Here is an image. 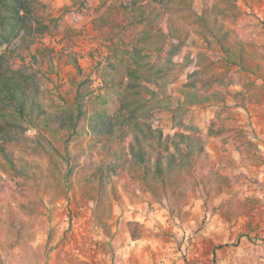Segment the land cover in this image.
<instances>
[{
	"label": "trees",
	"instance_id": "1",
	"mask_svg": "<svg viewBox=\"0 0 264 264\" xmlns=\"http://www.w3.org/2000/svg\"><path fill=\"white\" fill-rule=\"evenodd\" d=\"M38 5L37 0H0V156L5 166L23 179L17 183L19 189L30 191L27 182L37 181L41 167L20 165L16 148L23 149L31 142L32 149L46 153L52 166L57 167L54 158L60 153L52 140L58 136H64L67 144L71 139L88 136L90 148L105 154V164L96 169L90 180L99 194L106 190L107 177L114 176L124 179L126 192L136 195L133 185L138 183L142 191L159 197L157 189L168 194L179 177H183L182 185L186 183L185 169H198L196 187L212 189L209 186L213 169L203 171L212 163L205 152L206 143L198 138L200 130L186 120V113L195 105L218 103L220 94L201 97L199 93L210 91L220 79L204 78L199 60L183 54L188 35L176 14H187L185 18L192 19L189 24L198 34L209 42L214 38L226 61L240 66L243 53L229 43V34L222 32L224 25L218 17H212L217 5H209V0H131L123 6L122 21L142 29L130 45L120 40L110 47L101 74L100 93L91 90V80L82 78L74 83L72 102L63 99L55 107L42 97L38 72L24 65L15 67L9 61L16 54L18 42L19 48L25 49L34 44V25L42 26L37 18ZM6 50L11 51L10 56ZM191 68L198 71L188 79L195 76L196 83L185 86L187 91L173 90L169 95L168 78L177 69L183 72ZM172 103L178 105L175 110ZM161 114L166 115L175 135H166L159 126L156 117ZM152 122L157 127L153 128ZM218 123L221 127L213 131ZM223 123L216 114L209 121L210 135L220 137L224 133ZM31 130L38 135L28 139L25 134ZM74 168L70 167L65 175L72 187ZM9 187L0 183V195L11 190ZM127 225L132 240H139L141 224L132 221ZM10 226H16L14 220ZM3 233L0 217V235Z\"/></svg>",
	"mask_w": 264,
	"mask_h": 264
},
{
	"label": "rangeland",
	"instance_id": "2",
	"mask_svg": "<svg viewBox=\"0 0 264 264\" xmlns=\"http://www.w3.org/2000/svg\"><path fill=\"white\" fill-rule=\"evenodd\" d=\"M38 1V13L37 18L42 26L34 25L33 38L34 44L28 49L24 46L19 48L20 42L17 43L16 54L13 53L10 56L11 51L6 50L7 56H10V62L13 66L19 67L21 65L29 67L32 71L38 72L40 77V83L42 89H44L45 83L53 84L51 90H43L42 97L44 100L52 106L61 102L63 99L67 102H72L75 95L74 83L80 81V79L92 80V76L96 77V80L101 81L102 70L105 65V60L109 55L110 47L120 40H123L125 44L130 45L131 41L136 37L142 27L129 26L125 21H122L121 15L123 14L124 5H128L131 0H37ZM144 1V0H141ZM63 4L62 7H58ZM209 5H217L218 9H213L212 17L217 16L218 21L224 25L222 32H228L229 43L233 45L237 51L243 53V61L240 66L231 65L226 61V56L222 52L214 38H210L211 42L206 41L195 29L189 24L192 21L187 17V14L178 13L176 19L180 25H182L187 32V45L183 49L184 55H190L199 60L202 67L204 78H219V83L215 86H223L225 88L230 87L234 80L247 79L249 82L245 85L244 92L227 93V95L220 96L217 102H211L206 105H195L188 109L186 113V120L194 123L198 126L200 132L204 129L209 130V121L214 119L216 114H219L223 119V116L229 109L226 107V103L229 99L239 100L242 103L238 106H243V102L250 104V107L246 109L248 111L249 123L246 125L251 128V134L257 139V143H261L260 136H264V87H257V80H264V67L261 66L260 61L264 60V43H258L255 41H249L242 28L239 26L252 28L253 32L257 29L264 30V22H260L256 25L247 24L250 19H256L259 15H264V0H242V6H238L237 0H209ZM186 15V16H185ZM82 21H90L88 30L84 32L73 31L70 24H78ZM123 23L122 27L119 26ZM60 38V39H58ZM45 40L56 41L57 44H63L64 47H52L44 43ZM119 43V42H118ZM95 45V47H93ZM13 48V47H11ZM243 49V50H242ZM2 51V50H1ZM23 57L24 60H21ZM85 61V64H81L80 61ZM82 71L81 75L79 74ZM215 73V75H212ZM55 80V83L53 81ZM64 80L68 81L70 87H66ZM227 81V84L225 83ZM91 90L94 93H100V88ZM225 105V106H222ZM55 107V106H53ZM55 110V108H54ZM165 117L159 120V126L164 130V133L170 134L175 131L171 129V123ZM241 118L239 116L229 117L228 120H224L223 125L229 122L238 123ZM253 124L255 127H253ZM34 131V130H31ZM36 132V131H35ZM229 132H234L232 129H226L224 127V133L221 136H225ZM167 134V135H168ZM172 135V134H171ZM210 137H215L210 135ZM220 136V137H221ZM219 138V137H216ZM235 139H239V135H234ZM66 138L58 136L56 140H52L55 147L60 153V149L63 148L65 153V163H68V149ZM77 148L82 149L76 155L74 161L68 167L66 173L61 177L65 195L72 193L73 198L69 201L67 209L62 208L58 211L61 222L64 217H67L69 223V230L63 233V237L60 243L57 245L61 252L65 248L68 252L65 256L71 255L73 252L79 251L84 257L83 261L79 264H117V260L120 259L117 255V248L113 241L119 238V247L125 249L127 255V264H141L144 261L145 256L151 264H157L160 259L159 252H153L150 247L146 246V241L152 239L162 240L165 244L175 241L176 237L171 228L161 229L159 233H153L150 229L142 226V234L139 240H132L128 222H138L140 219H147V217L153 212L157 211V205L159 209L164 207L163 200L171 197L176 198L175 207L176 211H170L169 220L173 217L180 220L181 225L187 224L190 220L194 219L191 209L187 212H183L184 208H188L190 204V198L186 195L182 185V178H178L177 182L170 189L168 194L163 193L161 189H157L159 197L153 196L151 193V201L145 202L141 197L126 192L124 187L125 181L119 177H107L108 172L105 169V175L107 177L106 190L103 194L98 193L96 185L90 182L93 179V174L96 169L105 164L106 159L104 153L101 150H94L90 148L91 140L88 136L83 138H76ZM87 142L86 149H83V145ZM206 143V147L214 154L213 160L210 156L211 164L203 171H208L211 167L213 169L212 184L217 176V163L227 161L228 167L234 173H240L236 179L242 186H247L249 191L258 192L264 190V185H261L254 175L246 176L240 172V165L229 159V153L226 148L223 147L227 144V140L221 141L220 144ZM32 143L30 142L25 148H16L17 155L19 151L20 165L35 164L39 165L40 172L37 174V181H28L30 191L34 188L39 192L42 188L47 189L48 185L45 184L46 179L53 178L50 168H55L51 164V159L47 157L46 153L32 149ZM250 148H255L256 145H249ZM259 155L258 152L255 153ZM25 156L34 157L35 159L30 163ZM60 154H58V157ZM94 156L98 159V163L94 161ZM5 160L0 156V173L8 176L10 181H23L22 178L13 174V172L5 166ZM70 167L74 168V174L72 176L73 187L65 180V175L68 173ZM45 171H49L48 177L45 176ZM194 174L199 178L198 169L193 170ZM0 183L10 184L0 178ZM16 183V188L19 186ZM57 187H59V182ZM134 185H138L135 183ZM139 186V185H138ZM111 190V201L108 200V189ZM196 187V186H195ZM228 199L225 204L220 205L219 208H213V214L221 215L223 219L230 222L233 218V207L238 192L234 191L231 185H228ZM11 190L1 194L0 196V217L1 226L5 231L4 215L6 211V196ZM123 190L124 195L127 197V204L120 195V190ZM201 191V196L205 198V206L211 202L210 197L212 195V189L204 190L199 185L196 187ZM77 192L79 193V199H76ZM144 192V191H143ZM208 192V193H207ZM148 193V192H146ZM163 193V195L161 194ZM171 194V197L169 196ZM89 202L94 203L95 207L92 209V219L87 218V205ZM113 205L120 210V216L112 214ZM146 205V206H145ZM132 219L125 217V212L131 209ZM227 206L228 212L223 211ZM21 210L24 211V205H20ZM143 214V215H141ZM246 214L248 217V232L249 234L255 233V238L249 235V242L255 244L257 240H261L264 229L261 225L264 224V201L252 200L249 201L246 206ZM14 220L16 226L12 228L10 226L11 221ZM83 222L91 227V230L97 235H102L104 239L96 240L91 235L84 236L79 232H74L72 227L74 224H80ZM7 226L15 233V244L9 245L7 253L8 259L16 261L17 264H24L28 259L31 252L28 237L26 235L25 226L20 223L17 226V221L14 216L9 213ZM115 227L117 232L112 233L111 229ZM159 227V225H157ZM16 228V229H15ZM202 229H198L193 232L187 239L188 254L182 257L184 264H217L215 257L219 250L220 252H226L228 245L220 243L219 247L213 244L212 241L207 240L201 235ZM231 238V237H230ZM131 240L133 243L140 242L137 245L140 248L139 252L133 250L131 254L127 253L126 245ZM240 237H236L237 245L239 244ZM51 241V235L49 237ZM235 246V245H234ZM13 247H19L20 253L17 255L11 254ZM180 245H177L179 251ZM212 256L213 259L209 262L208 257ZM45 261L48 260L47 252H45ZM57 264L62 259L61 255L57 254ZM71 264V262H69Z\"/></svg>",
	"mask_w": 264,
	"mask_h": 264
},
{
	"label": "clouds",
	"instance_id": "3",
	"mask_svg": "<svg viewBox=\"0 0 264 264\" xmlns=\"http://www.w3.org/2000/svg\"><path fill=\"white\" fill-rule=\"evenodd\" d=\"M238 6H242V0H237ZM63 4L58 7H62ZM260 22H264V15H259L256 19H250L247 24L256 25ZM90 21H82L78 24H70L69 27L73 31L84 32L88 30V25ZM242 28L247 39L249 41H255L258 43H264V30L257 29L253 32L252 28L245 27L244 25L239 26ZM60 39V38H58ZM46 45L52 47L63 48V44H57L56 41L45 40ZM95 47V45H93ZM195 57L193 56V59ZM80 63L83 65L85 61L81 60ZM261 66L264 67V60L260 61ZM198 70L196 68L187 69L181 72L179 69L173 72V74L167 80L166 91L169 95H172L173 90L187 91L185 86L196 83L197 77H193L189 80L188 77L192 76ZM212 75H215L213 73ZM211 78V77H209ZM94 83L92 84V89L95 90L102 87L99 80H96L95 76H92ZM249 81L247 79L234 80L230 87L223 86H213L208 92L201 91L199 95L201 97H213L216 94L221 96L227 95V93L244 92L245 85ZM55 83V80L53 81ZM65 86L70 87L67 80H64ZM227 84V81H225ZM257 87H264V80L256 81ZM197 87H200L197 84ZM53 84L45 83L43 90H51ZM162 99V97H161ZM59 101H57L58 103ZM242 102L239 100L229 99L226 103V107L229 109L223 116L224 120H228L229 117L239 116L241 119L238 123L229 122L224 125L226 129H232L234 132H229L225 136L219 138L210 137L209 130L204 129L198 133V138L207 143L220 144L221 141L227 140V144L223 147L226 148L229 153V159L237 162L240 165V172L244 175H254L258 179L261 185H264V136H260L259 140L261 143H257V139L251 134L252 129L248 128L246 125L249 123L247 108L250 107L246 101L243 102V106H238ZM225 106V105H222ZM178 107L175 103L171 104V108L175 110ZM163 116H157L156 121L164 119ZM152 127H157L156 122H152ZM221 125L218 123L213 131H218ZM253 127L255 125L253 124ZM168 133H166L167 135ZM170 134L175 135V131ZM38 135L35 131L26 132L25 136L28 139H33ZM186 135H192L191 133H186ZM234 135H239V139L233 138ZM249 145H256L255 148H250ZM87 142L85 141L83 149H86ZM82 149L77 148V141L75 139L69 144L68 158L69 162L65 163V153L63 148L60 149V156L54 158V164L57 166L55 168H50L49 171L52 173L53 178H48L45 184L48 185L47 189L42 186L41 190L37 192L34 188L31 191L16 188V181H10L8 176L0 173V177L4 181H7L12 191L6 196V211L4 215L5 220V231L3 235H0V264H17L16 261L9 260L7 253L9 250V245L15 244V233L8 228L7 221L8 215L11 213L15 220L17 221V226L23 223L26 230V235L28 237L29 246L31 252L29 253L28 259L24 264H57V254L59 253L62 257L59 264H79L80 261L84 260V257L79 251L73 252L69 256H65L68 249L65 248L61 252L57 245L63 237V233L69 230V223L67 217L65 216L61 222L58 211L62 208L67 209L69 201L73 198L72 193H67L65 195V190L61 177L66 173L68 167L74 161L76 155ZM205 152L213 160L215 159L214 154L209 148H205ZM258 152L259 155L256 156L255 153ZM18 151V155H19ZM30 163L35 159L34 157L25 156ZM94 161L98 163V159L94 156ZM198 167V165H197ZM49 171H45V176L48 177ZM217 176L213 183V191L210 197V203L205 206V198L201 196V191L197 190L195 185L198 183V177L194 174L192 169H185V188L184 191L186 195L190 198V204L188 208H184L182 211L187 212L191 209L194 219L190 220L187 224L181 225L180 220L173 217L169 220L170 211H176L175 202L176 198L171 197V203L169 199L163 200L164 207L159 209L157 205V211L150 214L147 219H140L138 223L143 225L144 228L150 229L153 233H159L161 229L171 228L175 234V241L165 244L162 240L152 239L146 241V246L150 247L153 252H159L160 259L157 264H184L182 257L188 254V244L187 239L192 235L193 232L198 229H202L201 235H203L207 240L213 242L214 245L219 247L220 243L228 245L226 252L216 253L215 260L217 264H264V233H262L261 240H257L255 244L249 242V235L255 238V233L249 234L248 232V217L246 214V206L249 201L260 200L264 201V190L253 192L249 191L247 186H242L240 182L237 181L236 177L240 173H234L228 167L227 161L217 163ZM59 182V187L57 183ZM231 185L232 189L239 193L236 198L235 206L232 211L234 213L233 218L230 222H227L221 217V215L213 214V208H219L220 205L225 204L228 199L229 187ZM133 188L138 197H141L145 202L151 201V195L149 193L143 192L138 185H133ZM21 192L24 193L21 196ZM120 195L124 199L125 204H127V197L124 195L123 190H120ZM76 199H79V193L77 192ZM108 200L111 201V190L108 189ZM20 205H24L25 210L22 211ZM146 206V205H145ZM95 205L89 202L87 205V218L92 219V209ZM140 206L136 209H129L125 212V217L127 219H132L131 211L139 210ZM223 211L228 212L227 206L224 207ZM112 214L115 216H120V210L115 205H113ZM143 215V214H141ZM159 225V227H157ZM264 229V224L261 225ZM74 232H79L84 236L91 235L93 239L102 240L104 237L102 235H97L91 230L89 225L81 222L80 224H74L72 227ZM112 233L115 234L117 229L113 227L111 229ZM51 235V241L49 237ZM239 236V244L237 245L236 237ZM231 237V238H230ZM117 248V255L120 259L117 260V264H127V255L125 254V249L119 247V238L113 241ZM140 242L133 243L131 240L125 246L127 253L131 254L133 250L136 252L140 251L137 245ZM177 245H180L179 251L177 250ZM235 245V246H234ZM45 252H47L48 260L45 261ZM20 253L19 247H13L11 249L12 255H17ZM213 257L210 255L208 257L209 262H211ZM141 264H151L147 256H145L144 261Z\"/></svg>",
	"mask_w": 264,
	"mask_h": 264
}]
</instances>
